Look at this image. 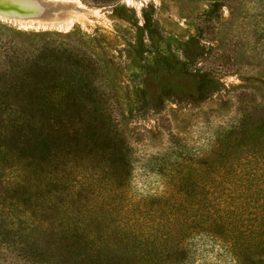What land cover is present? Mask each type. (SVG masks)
I'll return each mask as SVG.
<instances>
[{"label":"trees","instance_id":"obj_1","mask_svg":"<svg viewBox=\"0 0 264 264\" xmlns=\"http://www.w3.org/2000/svg\"><path fill=\"white\" fill-rule=\"evenodd\" d=\"M146 31L157 59L143 68L128 114L167 100L201 103L225 89L203 67L210 48L200 35L162 52L158 26ZM115 112L99 62L71 36L0 41V228L50 229L82 263L193 264L213 242L229 264H264V129L245 155L210 154L189 170L178 163L172 190L134 196L132 147Z\"/></svg>","mask_w":264,"mask_h":264},{"label":"rangeland","instance_id":"obj_2","mask_svg":"<svg viewBox=\"0 0 264 264\" xmlns=\"http://www.w3.org/2000/svg\"><path fill=\"white\" fill-rule=\"evenodd\" d=\"M11 1L0 0V41L24 33L69 35L99 62L132 147L134 196L172 190L178 163L189 170L210 154L217 160L245 155L246 142L264 129V0H32L31 8L43 16L44 4L53 6L54 17L63 16L60 25L38 14L13 18L7 14L15 12L12 5L26 4ZM62 3L68 12L62 13ZM214 3L221 4L218 14L202 26L201 18ZM149 23L158 26L162 52H180L184 40L200 35L210 48L203 67L225 89L201 103L167 100L158 111L128 114L137 106L143 68L157 59L146 31ZM0 264L97 263L69 258L50 229L19 234L0 228ZM193 264L229 261L209 242Z\"/></svg>","mask_w":264,"mask_h":264},{"label":"bare ground","instance_id":"obj_3","mask_svg":"<svg viewBox=\"0 0 264 264\" xmlns=\"http://www.w3.org/2000/svg\"><path fill=\"white\" fill-rule=\"evenodd\" d=\"M8 2H12L11 0H7ZM14 1V0H13ZM78 2V1H77ZM80 2V1H79ZM1 4V3H0ZM25 4L26 6L25 7H21L20 5L18 4H14L12 5L13 8H15V12H9L7 14H9L11 17L13 18H21V19H27L30 15H34V14H38L40 16V18H44V21H46L47 19H51V23L52 24H57V25H60L61 24V20L63 19V16L62 17H54L53 13L55 12L53 6L49 5V4H44V6L46 7V12H47V15L43 16L42 12L40 11H36L34 10L33 8H31L30 4H32V0H25ZM38 4V3H37ZM80 4V3H79ZM4 5V4H3ZM2 5V6H3ZM60 10L62 11V13H66L68 12V10L65 8V3H62L60 6H59ZM17 11V12H16ZM33 12H36V13H33ZM63 15V14H62ZM81 15V14H79ZM86 15V14H85ZM84 16V14H83ZM80 18V17H79ZM20 19V20H21ZM81 19V18H80ZM79 19V20H80ZM77 20V19H76ZM67 22V21H65ZM53 25V26H54ZM64 25V24H63ZM33 26V25H32ZM62 26V25H61ZM55 28V27H54ZM66 28V27H65Z\"/></svg>","mask_w":264,"mask_h":264}]
</instances>
